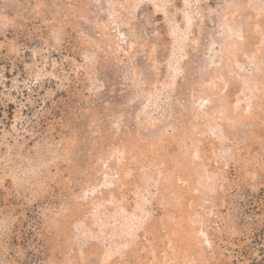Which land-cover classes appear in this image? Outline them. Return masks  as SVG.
Wrapping results in <instances>:
<instances>
[{
    "label": "rangeland",
    "instance_id": "1",
    "mask_svg": "<svg viewBox=\"0 0 264 264\" xmlns=\"http://www.w3.org/2000/svg\"><path fill=\"white\" fill-rule=\"evenodd\" d=\"M259 186L264 0H0V264H231Z\"/></svg>",
    "mask_w": 264,
    "mask_h": 264
},
{
    "label": "trees",
    "instance_id": "2",
    "mask_svg": "<svg viewBox=\"0 0 264 264\" xmlns=\"http://www.w3.org/2000/svg\"><path fill=\"white\" fill-rule=\"evenodd\" d=\"M103 75V74H102ZM103 77V76H102ZM73 80L64 90L63 102L51 118L41 119L40 127L44 131L58 118V127H69L70 105L82 97V82ZM86 98V97H85ZM78 107V106H77ZM59 141L60 137H56ZM245 200L238 202V210L245 212V220L240 222L241 236L233 241L231 264H264V186L252 187L245 191ZM43 233V220L37 214L27 213L18 217L11 226V234L6 242L8 253L6 264H42L47 253ZM22 252L25 254L23 255Z\"/></svg>",
    "mask_w": 264,
    "mask_h": 264
}]
</instances>
